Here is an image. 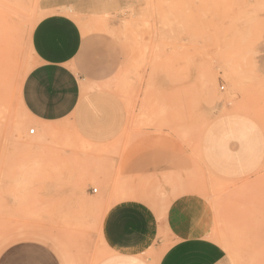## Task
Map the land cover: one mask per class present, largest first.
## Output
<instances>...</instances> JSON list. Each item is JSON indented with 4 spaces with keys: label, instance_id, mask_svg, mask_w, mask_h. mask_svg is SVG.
<instances>
[{
    "label": "rangeland",
    "instance_id": "1",
    "mask_svg": "<svg viewBox=\"0 0 264 264\" xmlns=\"http://www.w3.org/2000/svg\"><path fill=\"white\" fill-rule=\"evenodd\" d=\"M38 3L0 0V258L30 246L57 264H97L102 219L133 192L160 219L179 197L201 200L207 237L231 264H264V0L63 9L82 33L83 100L108 93L125 109L106 145L78 131L76 116L40 126L22 106ZM223 119L249 122L263 141L246 174L221 176L202 159L204 133Z\"/></svg>",
    "mask_w": 264,
    "mask_h": 264
},
{
    "label": "crops",
    "instance_id": "2",
    "mask_svg": "<svg viewBox=\"0 0 264 264\" xmlns=\"http://www.w3.org/2000/svg\"><path fill=\"white\" fill-rule=\"evenodd\" d=\"M83 0H39L44 15L34 25L30 48L35 64L20 92L23 108L40 126L76 116L78 131L100 145L111 144L125 122V109L112 95L97 93L85 102L88 75L81 61L80 27L63 9ZM219 120L204 133L201 156L221 176L243 175L262 159L263 141L250 123ZM207 136V137H205ZM136 193L110 205L100 228L106 255L97 264H231L224 249L207 237L206 206L179 197L159 218ZM0 264H57L46 250L30 246L6 251Z\"/></svg>",
    "mask_w": 264,
    "mask_h": 264
},
{
    "label": "built area",
    "instance_id": "3",
    "mask_svg": "<svg viewBox=\"0 0 264 264\" xmlns=\"http://www.w3.org/2000/svg\"><path fill=\"white\" fill-rule=\"evenodd\" d=\"M221 89H223V88H221ZM34 134V130H30L29 131V135H33ZM92 192L93 193H96V190L95 189H92Z\"/></svg>",
    "mask_w": 264,
    "mask_h": 264
}]
</instances>
